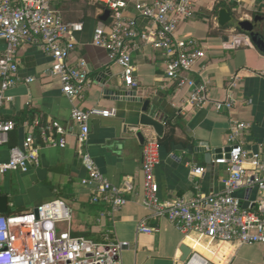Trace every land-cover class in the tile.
<instances>
[{
	"label": "crops",
	"instance_id": "1",
	"mask_svg": "<svg viewBox=\"0 0 264 264\" xmlns=\"http://www.w3.org/2000/svg\"><path fill=\"white\" fill-rule=\"evenodd\" d=\"M56 6L65 20L85 24L84 30L77 34L70 59L73 63L79 59L87 61L92 82L83 99L71 101L63 93L59 77L52 73L50 56L39 46H25L19 50L18 79L8 91L12 99L0 110V117L14 122L15 127L8 141L0 145V162L6 161L10 149L22 145L31 132L36 143L43 144L41 128L47 126L48 133L55 121L66 130V145L43 147L39 163L31 165L28 172L0 175V194L8 195L10 209L31 210L46 201L62 198L73 209V234L97 241L110 234L128 243L122 252V264H182L184 244L197 251L208 264H263L264 246L260 243L235 246L209 242L206 237L199 239L197 234L185 235L166 218L152 216L143 202L142 157L148 138L156 136L161 143L160 162L155 169L159 196L163 201H170L194 194V179L190 174L193 165L207 169L203 177L198 178L203 190L223 189L227 166L215 164L213 159L229 146L231 116L250 125L244 134L245 145L264 156V50L254 44L249 33L237 26L239 20H250L255 23L256 31L264 35V0H193V16L178 24L179 36L196 37L205 45L206 57L198 66L203 68V76L210 83L213 99L225 98L231 77L241 76L232 114L217 111L211 104L202 108L192 105L190 88H181L170 81L166 77V60L162 53L144 44L133 52L137 87L131 88L143 101L108 97L106 89L130 88L122 77L121 65L110 58L106 49L92 42L95 27L109 24L111 16L103 21L101 16L106 8L91 1L58 0ZM221 9H226L233 18L224 26L218 22ZM127 12L138 18L142 27L148 25L132 2ZM233 34H238L235 47L230 45ZM5 50L6 42L0 39V59ZM187 76L200 78L196 73ZM27 78L34 80L28 82ZM145 100L164 124L161 135L152 126L140 123ZM74 106L85 110L94 106L116 110L114 116L91 118L85 144L113 184L121 186L126 180L131 182L132 188L125 193L127 202L112 218L107 215V204L91 202L92 187L82 183L88 172L80 160V126L72 118ZM52 130L59 135L54 128ZM209 153L212 163L207 162ZM238 196L244 203L248 202L244 192H239ZM142 219L158 230L139 232L138 224ZM66 228V224H60V229Z\"/></svg>",
	"mask_w": 264,
	"mask_h": 264
},
{
	"label": "built area",
	"instance_id": "2",
	"mask_svg": "<svg viewBox=\"0 0 264 264\" xmlns=\"http://www.w3.org/2000/svg\"><path fill=\"white\" fill-rule=\"evenodd\" d=\"M58 0H0V39L6 42L0 59V110L12 97L9 89L15 85L19 71V50L25 46H39L53 60L52 73L59 77L63 93L71 100L83 99L92 75L86 60L73 63L70 59L77 44V34L84 30L82 21H67L56 6ZM100 2L110 10L112 21L95 27L92 42L107 50L110 58L122 67V77L130 88L137 87L133 52L140 45H149L162 53L166 60V77L179 87L190 88L189 102L202 108L208 104L217 111L232 114L241 76L231 77L223 99L210 96V83L198 64L206 57L204 43L192 36L177 34L181 20L193 16V0H83ZM133 3L140 16L148 21L142 27L138 18L128 15ZM238 34L230 40L237 46ZM250 37V36H249ZM196 73L198 80L187 76ZM264 74V71H263ZM34 78H27L32 82ZM251 102V100H250ZM115 108L94 106L88 110L72 108V118L80 126L78 140L82 148L80 160L88 175L82 180L92 187V203L108 205L107 215L112 218L127 202L125 193L132 188L126 180L123 185L113 184L101 171L92 154L85 148L93 116H114ZM249 124L231 116L229 150L224 149L213 159L215 164L227 166L228 175L220 191H205L198 178L206 172L205 166L193 165L194 194L178 196L170 201L160 199V186L155 169L160 162L161 143L156 136L149 137L143 147L144 204L154 217L169 220L185 235L197 234L209 242H225L235 246L260 243L264 246V156L250 151L244 141ZM15 123L0 117V145L6 143ZM59 133L56 136L52 129ZM43 144L36 143L31 132L22 145L10 149V156L0 162V175L9 172H28L39 163L43 147L66 145V130L54 122L47 133L41 128ZM1 191V190H0ZM244 192L247 203L238 196ZM255 192V195L253 193ZM22 212L0 214V264H122V252L127 242L114 239L110 234L97 241L72 233L73 209L62 198L46 201ZM66 224V229H60ZM146 219L138 224V231L153 233ZM185 264H208L192 249ZM264 264V252H263Z\"/></svg>",
	"mask_w": 264,
	"mask_h": 264
},
{
	"label": "water",
	"instance_id": "3",
	"mask_svg": "<svg viewBox=\"0 0 264 264\" xmlns=\"http://www.w3.org/2000/svg\"><path fill=\"white\" fill-rule=\"evenodd\" d=\"M110 15V10L106 9L105 13L101 16L103 21L107 20ZM233 20L231 14L226 9H221L219 11L218 22L220 25H226L227 23ZM237 26L249 33L254 44L261 50H264V35L260 32L256 31V25L254 22L250 20H239L237 21ZM104 76V74H103ZM106 94L109 95L108 97H112L116 100H129V101H136L142 102V98L137 96V92L135 90L129 89H106ZM149 101L145 100L143 107H142V114L140 116V123L142 125L152 126L158 134H162L164 130V124L161 122L159 117L155 114L153 110L149 109ZM230 148L228 147L227 150ZM212 154L209 153L207 155V162L212 163ZM9 197L7 194H0V214H6L9 212ZM35 213L38 214V208H35ZM182 250V257L181 263L185 264L192 252V249L184 244L181 248Z\"/></svg>",
	"mask_w": 264,
	"mask_h": 264
},
{
	"label": "trees",
	"instance_id": "4",
	"mask_svg": "<svg viewBox=\"0 0 264 264\" xmlns=\"http://www.w3.org/2000/svg\"><path fill=\"white\" fill-rule=\"evenodd\" d=\"M92 3H100V2H92ZM15 212H22V210H17V209L11 208L8 213H15Z\"/></svg>",
	"mask_w": 264,
	"mask_h": 264
}]
</instances>
